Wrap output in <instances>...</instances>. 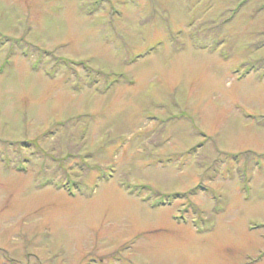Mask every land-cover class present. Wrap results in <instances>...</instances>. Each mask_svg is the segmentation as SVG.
Returning <instances> with one entry per match:
<instances>
[{
    "label": "rangeland",
    "instance_id": "1",
    "mask_svg": "<svg viewBox=\"0 0 264 264\" xmlns=\"http://www.w3.org/2000/svg\"><path fill=\"white\" fill-rule=\"evenodd\" d=\"M0 264H264V0H0Z\"/></svg>",
    "mask_w": 264,
    "mask_h": 264
}]
</instances>
